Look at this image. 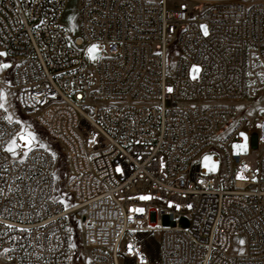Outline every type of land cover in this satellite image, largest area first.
I'll return each instance as SVG.
<instances>
[{
    "label": "built area",
    "instance_id": "obj_1",
    "mask_svg": "<svg viewBox=\"0 0 264 264\" xmlns=\"http://www.w3.org/2000/svg\"><path fill=\"white\" fill-rule=\"evenodd\" d=\"M65 1L0 0V90L46 142L22 153L0 108V256L75 264L80 211L77 264H264V115L243 107L264 93V0H78L74 35Z\"/></svg>",
    "mask_w": 264,
    "mask_h": 264
},
{
    "label": "rangeland",
    "instance_id": "obj_2",
    "mask_svg": "<svg viewBox=\"0 0 264 264\" xmlns=\"http://www.w3.org/2000/svg\"><path fill=\"white\" fill-rule=\"evenodd\" d=\"M167 5H172L175 0H165ZM181 0H176V3L179 4ZM78 0H66L64 3V6L61 10L60 13V22L64 26V28L71 34L74 35L78 31L77 27V19H78ZM203 29V28H202ZM204 30V29H203ZM97 44H91L87 46L86 48V57L90 61H95L90 58L88 49ZM176 51V50H175ZM0 53H4L1 51ZM171 55H174L175 52L173 50H170ZM93 55H96L97 58L99 56V49L97 47L96 52L93 53ZM5 56H1L3 58ZM0 64H10L9 61L6 60H0ZM195 66V65H193ZM190 68V75L192 76V68ZM9 68V67H8ZM8 68L5 69H0V70H7ZM199 68V67H198ZM198 75V74H197ZM0 92H3V90H0ZM4 96L6 97V94L4 93ZM4 107L8 111L10 115H18L21 119V127L19 129L18 134L16 135V139L19 140V143L24 144V150L22 151L25 152L29 148H31L34 144L40 145V144H46L44 141V135L41 132V130L38 128V126L31 121L28 117L24 116L18 109L17 105L15 102V97L13 94L8 93V96L4 101ZM246 109V113L248 117H253L255 113H258L259 115H264V93L259 94L254 100H252L250 103L247 105L243 106ZM29 134L34 137V139L31 141V143H27ZM242 140L241 142H235L231 146V150L233 153H246L248 152L250 148V144L248 142V139L244 133H241ZM13 141L10 140L7 148L9 146L14 147V152H10L12 155H15L16 153V146L13 145ZM56 150L57 148L54 147ZM59 152V149H57ZM215 155H218L216 152H205L201 154L197 158V162L200 165V168L203 169L206 173H215L220 170L221 167V159L218 157V159H215ZM207 157V160L205 158ZM58 165L60 166V171L59 173L57 171L54 172V194L60 198L63 202L66 201V198L64 194L61 192L59 189V186L61 185L59 182V177H62L65 172V166L63 161H59ZM69 220L72 223L73 226V233H72V247L74 249V257L73 261L75 264H77L78 257L81 255L80 250H76V247L78 246V243L80 242V211L74 212L72 215L69 216ZM242 236H234L232 238V251L235 253H241L244 250ZM0 264H11V262L7 259H4L0 256Z\"/></svg>",
    "mask_w": 264,
    "mask_h": 264
},
{
    "label": "snow or ice",
    "instance_id": "obj_3",
    "mask_svg": "<svg viewBox=\"0 0 264 264\" xmlns=\"http://www.w3.org/2000/svg\"><path fill=\"white\" fill-rule=\"evenodd\" d=\"M202 28L204 29V35L207 36L208 35V31H207L206 26H202ZM97 47L98 46L93 45V46H91L88 49L90 58L93 59V60L97 59V56L93 55V53L96 52ZM5 55H7V53H0V56H5ZM8 67H10V65H8V64H0V69H5V68H8ZM199 71H200V69L197 66H193V68H192V74H193L192 75V79H196L197 78V74L199 73ZM169 91H171V89H169ZM5 99H6V97L4 96V93L0 92V108H4V103L2 101H4ZM9 119H11V118L9 117ZM33 139H34V137H32L29 134L27 143L30 144ZM12 143L14 145L15 141H13ZM7 150L10 151V152H14V147L10 145ZM205 160H207V157L205 158ZM141 199H149V197H141ZM241 243H243V241H241Z\"/></svg>",
    "mask_w": 264,
    "mask_h": 264
}]
</instances>
